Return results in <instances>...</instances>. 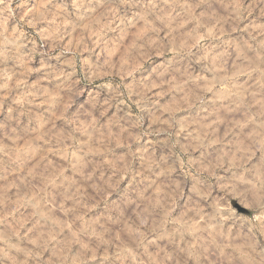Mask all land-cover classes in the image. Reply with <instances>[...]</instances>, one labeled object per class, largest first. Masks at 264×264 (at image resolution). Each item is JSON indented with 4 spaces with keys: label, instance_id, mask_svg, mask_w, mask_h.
Here are the masks:
<instances>
[{
    "label": "rangeland",
    "instance_id": "374dc122",
    "mask_svg": "<svg viewBox=\"0 0 264 264\" xmlns=\"http://www.w3.org/2000/svg\"><path fill=\"white\" fill-rule=\"evenodd\" d=\"M0 264H264V0H0Z\"/></svg>",
    "mask_w": 264,
    "mask_h": 264
}]
</instances>
